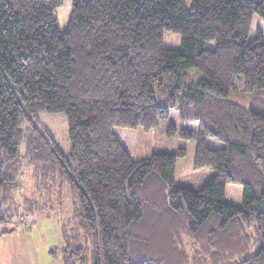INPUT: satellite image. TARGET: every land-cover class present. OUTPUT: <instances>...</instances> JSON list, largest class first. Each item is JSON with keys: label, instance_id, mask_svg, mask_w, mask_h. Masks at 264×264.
Segmentation results:
<instances>
[{"label": "trees", "instance_id": "trees-1", "mask_svg": "<svg viewBox=\"0 0 264 264\" xmlns=\"http://www.w3.org/2000/svg\"><path fill=\"white\" fill-rule=\"evenodd\" d=\"M62 3L0 0V235L69 194L66 264H264V0H76L64 32ZM236 77L250 106L230 99ZM174 109L213 170L197 189L176 184L186 148L131 156ZM41 111L65 113L68 155Z\"/></svg>", "mask_w": 264, "mask_h": 264}, {"label": "rangeland", "instance_id": "rangeland-1", "mask_svg": "<svg viewBox=\"0 0 264 264\" xmlns=\"http://www.w3.org/2000/svg\"><path fill=\"white\" fill-rule=\"evenodd\" d=\"M75 1L63 0L62 5L56 8L55 15L61 32L68 27ZM182 39L181 33L164 31V45L167 48L179 49ZM205 47L215 49L216 41L208 40ZM235 83V88L230 91V99L250 106L252 94L243 90L244 79L236 77ZM38 120L62 152L68 155L71 151V141L65 113L41 111L38 114ZM182 129L197 132L199 122L183 120L178 109L172 110L168 118L160 119L159 125L150 131L139 127L130 150L131 156L134 161H140L149 157L154 151L176 152L180 147H184L187 154L178 158L175 170L176 184L197 189L209 180L213 175V170L210 168L195 169L197 142L182 137ZM206 144L211 148H220L224 145L223 141L213 137H208ZM24 148L23 145L22 150ZM25 182V190L16 193L17 202H23L31 195L33 185L30 172L27 173ZM235 194L239 199L241 195ZM74 229L73 204L67 194L61 207L36 214L23 223L8 226V232L0 235V264H66L65 249L68 246V236L74 232ZM92 263L93 260L89 258L87 264Z\"/></svg>", "mask_w": 264, "mask_h": 264}]
</instances>
